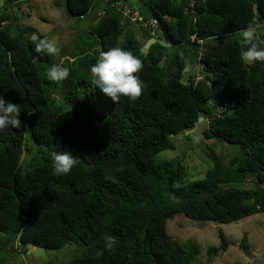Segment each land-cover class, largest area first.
Instances as JSON below:
<instances>
[{"label": "trees", "instance_id": "16d2710c", "mask_svg": "<svg viewBox=\"0 0 264 264\" xmlns=\"http://www.w3.org/2000/svg\"><path fill=\"white\" fill-rule=\"evenodd\" d=\"M27 1L5 0L0 8V95L21 110V127L0 132V233L6 236L0 247L73 245L79 252L69 264H196L197 245L179 244L167 221L182 215L222 225L264 214V63L246 67L240 56L246 30L264 35V0H196L194 17L184 13L186 0H135L139 10L133 0H65L75 19L89 14L96 22L100 49L66 63L70 75L62 84L47 78L50 56H37L15 14H7ZM116 3L156 19L160 37L179 50L168 56L153 44L144 56L143 43L124 33L129 21ZM99 5L102 15L95 12ZM192 34L203 44L191 43ZM114 46L142 61L145 88L136 100L113 103L90 83L96 56ZM199 59L209 85L192 83ZM197 125L204 138L237 152L224 162L206 151L211 169L186 181L181 158L157 156ZM54 151L79 163L54 176ZM105 235L117 238L111 250ZM217 236L219 246L206 250L210 259L227 249L222 232ZM239 249L246 253L245 237Z\"/></svg>", "mask_w": 264, "mask_h": 264}, {"label": "rangeland", "instance_id": "374dc122", "mask_svg": "<svg viewBox=\"0 0 264 264\" xmlns=\"http://www.w3.org/2000/svg\"><path fill=\"white\" fill-rule=\"evenodd\" d=\"M64 3L65 0H29L22 2L19 7L14 6L15 13L13 10L12 12L7 10L9 16L15 14L16 17H14L18 21L16 23L26 30L28 41L31 34L35 32L54 38L58 42L61 49L60 55L50 56L52 64L58 63L64 56L77 59L81 58L86 51L93 53L100 49L95 40L96 22L91 19L89 14L83 19L70 20L66 14ZM133 3L139 10V4L135 0ZM3 14L5 15L1 12V15ZM127 30L128 34L132 33L140 43L146 39V34L134 24L129 25ZM178 50L179 47H165V53L168 56ZM66 63L71 64L68 61L65 62V65ZM190 71H192L191 68ZM62 89L63 86H60V93ZM62 106L63 113H65L68 109L64 105ZM201 124V122L198 123V125ZM205 124L201 127L204 128ZM198 125L193 131L177 139L174 150L162 151L157 156L159 161L181 158L186 181L201 180L205 173L211 169L212 163L204 154L206 151L218 156L224 162H227L231 155L237 152L235 145L219 143L215 138H204L202 128ZM224 150H228L232 154H226ZM28 162L29 156L25 152L22 163ZM173 219L174 221H167L168 234L179 244L191 240L197 245L196 264H264V214L262 213L222 225L209 221L190 220L182 215L175 216ZM218 231L222 232L227 249L210 259L206 255V250L219 246ZM2 237L6 236L0 233V239ZM243 237L246 238V254L239 249ZM70 246L73 245H67L58 250H48L31 244L9 243L0 247L2 250H0V264H69L79 252V249Z\"/></svg>", "mask_w": 264, "mask_h": 264}, {"label": "clouds", "instance_id": "9594fccd", "mask_svg": "<svg viewBox=\"0 0 264 264\" xmlns=\"http://www.w3.org/2000/svg\"><path fill=\"white\" fill-rule=\"evenodd\" d=\"M10 4H13V2L9 1V5ZM4 5H5V0L0 8H3ZM9 5L7 4V6ZM186 5H187V0H186ZM130 9L135 13H137L140 19L136 20L135 22H132L127 18H125V20L129 21L130 24L136 25L143 32H146L148 34L149 40L156 39V40H161L163 43H165L162 37H160V27L156 19L143 17L138 11L134 10L133 8ZM103 13L104 11L102 10L98 13V15H102ZM195 15L193 16L188 15V16L194 17ZM73 19H75V17ZM147 20H155L157 22L158 30L155 35H150L148 31L142 28L141 26L142 22ZM258 37L261 36L255 34V29L246 30L243 33V38L248 43L244 47H242L240 51V56L244 62L248 63V66L249 63H253V62L264 63V46L262 45L263 47H259L257 46L256 43L252 42L255 39L259 40ZM196 38H197L196 35L192 34L189 37V41L191 43L196 42L199 45H202L203 40H196ZM29 42L34 45V52L37 54V56H40L41 54L48 56L60 55L61 49L58 42L54 38H50L47 35H40L38 33L33 32L29 38ZM145 44H143V46ZM168 45L171 47L170 44ZM206 47L207 46H204L201 49V51H203ZM198 57L200 58V54L198 55ZM66 61L74 62L71 57L64 56L59 60L58 63L52 64L48 68L46 73L47 78L58 84H62L65 80H67L70 75V68L65 66ZM198 63H201L200 59L198 60ZM203 66L204 68L202 72L205 75V80L199 82H206V84L209 85V82L206 81V73H205L206 66L204 64ZM141 69H142V61L137 56L133 55V53L129 50H126L119 46H114L108 48L106 51L103 50L100 51L99 54L96 56L94 63H92L89 69L90 83L95 90H99L100 93H102L105 97L109 98L113 103L119 101L121 97H126L130 100H136L141 96L142 91L145 88L144 81L141 79L139 75ZM185 69L186 71L184 72H188L189 68L187 67ZM188 73H191V71H189ZM196 74H197V66L192 78L193 85L198 83L195 81ZM219 75H221V73H219ZM57 99H59V97H57ZM20 113L21 110L16 103L12 101H6L3 98V95H0V132H3L9 127L20 128L21 127V121L19 119ZM203 120L204 119L202 118L201 122H203ZM79 160H80L79 158L75 157L69 152H58V151L52 152L51 174L54 176L67 175L77 165V163H79ZM116 242H117V238L115 236L112 235L104 236V247L106 250H111Z\"/></svg>", "mask_w": 264, "mask_h": 264}, {"label": "built area", "instance_id": "2783aa9c", "mask_svg": "<svg viewBox=\"0 0 264 264\" xmlns=\"http://www.w3.org/2000/svg\"><path fill=\"white\" fill-rule=\"evenodd\" d=\"M116 7L123 14V17L129 19L130 21L135 22L136 20L140 19L138 14L135 13L134 11H132L127 6H122L121 4L116 3ZM195 8H196V1L195 0H187V5L184 9V12L187 15L193 16L196 13ZM141 26L146 31H148L150 35H155L157 30H158V24L155 20L144 21V22H142ZM203 68H204L203 64H201V63L197 64V74L195 77L196 82L205 80V75L202 72Z\"/></svg>", "mask_w": 264, "mask_h": 264}, {"label": "water", "instance_id": "95a60500", "mask_svg": "<svg viewBox=\"0 0 264 264\" xmlns=\"http://www.w3.org/2000/svg\"><path fill=\"white\" fill-rule=\"evenodd\" d=\"M4 3V0H0V7L3 5ZM66 14L68 15L69 19L73 20V16L68 12L66 11ZM259 38V41L262 42V45L264 46V36H261V37H258ZM159 44L161 45L162 47H168L169 45L168 44H165L163 43L161 40H156V39H150L146 42V44L140 48V53H142L144 56H146L147 52H148V49L150 48V46L152 44ZM248 42L245 41L244 44L241 46V49L242 47H244ZM165 59V57L163 56L160 60V62H163V60ZM243 63L246 65V67H248V63L244 62ZM184 71H186V69H184ZM202 121V118H201V115L199 116V119H198V122H201Z\"/></svg>", "mask_w": 264, "mask_h": 264}, {"label": "crops", "instance_id": "0c3cea01", "mask_svg": "<svg viewBox=\"0 0 264 264\" xmlns=\"http://www.w3.org/2000/svg\"><path fill=\"white\" fill-rule=\"evenodd\" d=\"M103 10V8H101L100 7V5H99V7L96 9V11L95 12H97V13H99L100 11H102ZM130 24V23H129ZM129 24H125L124 26H123V28H124V33L126 34V33H128L127 31V27L129 26ZM131 25V24H130ZM149 39H148V37H146V39L143 41V44H145L147 41H148Z\"/></svg>", "mask_w": 264, "mask_h": 264}]
</instances>
